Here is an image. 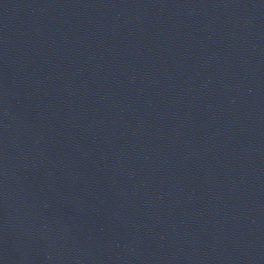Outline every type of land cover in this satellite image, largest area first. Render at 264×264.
<instances>
[{"label": "water", "instance_id": "95a60500", "mask_svg": "<svg viewBox=\"0 0 264 264\" xmlns=\"http://www.w3.org/2000/svg\"><path fill=\"white\" fill-rule=\"evenodd\" d=\"M0 264H264V0H0Z\"/></svg>", "mask_w": 264, "mask_h": 264}]
</instances>
